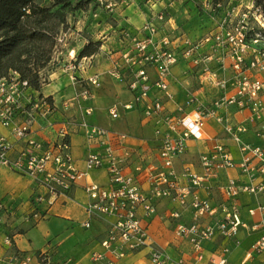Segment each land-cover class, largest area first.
I'll use <instances>...</instances> for the list:
<instances>
[{
  "label": "built area",
  "instance_id": "1",
  "mask_svg": "<svg viewBox=\"0 0 264 264\" xmlns=\"http://www.w3.org/2000/svg\"><path fill=\"white\" fill-rule=\"evenodd\" d=\"M124 1L98 0L108 18L112 19L114 9ZM231 2L204 1L203 8L213 19L215 28L197 39L184 33L175 36L161 33L156 21L166 23L168 18L164 13H158L136 31L118 24L115 26L119 48L108 53L112 64L110 73L125 84L131 94L132 99L124 103L122 109L139 110L145 124L153 130V150L149 155L142 147L134 152L123 151L131 138L129 134L92 125L85 118L80 121L73 118L58 124L52 122L51 126H57L56 138L39 140L32 129L37 115L48 118L58 107L50 104L49 98L33 88L18 72H11L0 80V126L11 129L12 136L23 143L17 155L11 157V144L0 135V166L28 176L37 189H42L43 193L36 197L38 203L51 206L95 171L108 175L107 184L90 180L84 186L88 197L86 212L112 219L108 235L102 242L109 256L94 253L91 257L93 263L117 264L128 253L149 248L150 264H186L184 258L175 260L169 252L153 245L146 221L155 215L157 202L162 200L177 203L181 210L191 211L192 221L178 223L174 233L178 239L190 244L197 261L204 258V241L221 238L225 245L216 263L230 264L227 256L239 246L242 230L258 234L248 258L264 251V202L247 207L248 215L257 218L251 224L242 218L238 203L242 194L257 198L264 196V146L244 142L242 135L248 128L233 122L227 112L231 106L249 110L251 119L260 124L257 136L264 137V79L259 76L264 73V36L255 34L253 39H247L251 30L250 16L238 7L229 8ZM99 15L98 11L94 14L95 17ZM59 41L64 42V39L61 37ZM93 58L94 55L75 56L61 67L72 85L80 88L64 101V106L78 105L85 116L92 115L94 109L92 106L83 108L82 103L92 100L93 88L100 86L98 74L87 78L81 76L93 68ZM226 58L231 61L233 75L230 78L220 76L210 66L215 60L219 69L225 70ZM180 59L191 63L201 79L219 90L210 105L191 95L184 103H176L175 109L169 107L173 100L171 69ZM230 84L236 88L232 95L227 94ZM108 113L114 120L120 118V106L114 104ZM18 116L25 119L18 123ZM210 119L220 124L224 134L238 144L241 159L235 160L226 145L215 139L209 151L200 157L201 173L192 164H186L178 171L176 160L187 152L191 139H203V129ZM76 127L82 130L88 150L82 168L72 154L71 137ZM232 169H237L244 179L221 180L223 174ZM213 189L219 193L218 202L201 194V190ZM8 213L0 202V231ZM32 216L44 217L38 211ZM170 217L179 218L180 212L173 209ZM26 218L30 220L29 215ZM84 225L90 227L89 222ZM5 241L11 243L9 237ZM34 259L41 264H54L48 251H40L37 256L17 254L7 264H32Z\"/></svg>",
  "mask_w": 264,
  "mask_h": 264
},
{
  "label": "crops",
  "instance_id": "2",
  "mask_svg": "<svg viewBox=\"0 0 264 264\" xmlns=\"http://www.w3.org/2000/svg\"><path fill=\"white\" fill-rule=\"evenodd\" d=\"M204 1L206 0H202V4H204ZM119 4L114 9L115 21L106 23L105 20H102L94 23L88 28V30H91L89 39L83 33L87 25L86 17H83V15L87 12L77 16L75 26L65 32L62 49L57 52L55 57L61 56L62 62H58L57 67H55L52 61L42 71L41 75L46 78L44 81L47 83L45 88H41L40 93L48 97L49 103L57 106L58 110L48 118L36 114L37 119L32 129L33 135L39 140L51 141L56 138L55 128L57 126H51L52 122L58 124L73 118L78 121L82 118L88 120L93 115L85 116L82 108L78 107V105L65 108L64 101L71 98L74 92L79 91L80 88L78 85H72L68 75H60L59 73H61L62 66L71 61L73 57L79 56L80 51L90 40H100L102 45L99 52L94 55L93 68L81 74L84 78L98 74L100 86L93 88V99L83 102L82 107L92 106L95 109L94 102L96 103L97 97L101 99L104 96H110L112 93L127 97L123 102H118L121 109L120 118L125 121V130L110 127H107V129L131 136L126 142V147L123 151L134 152L142 147L146 154L152 153V128L145 124L139 110L125 111L122 109V105L129 102L132 97L125 84L116 80L110 73L112 64L108 53L119 48L116 43L117 33L114 30L115 26L118 24L136 31L147 21L153 20L158 13H164L168 18L166 23H159L155 19L162 30L161 33H168L172 36L184 33L191 38H193L192 34L195 33L199 38L208 32L205 33L206 29H202L201 32L194 31V29L197 28L196 30H198L200 28V26L196 25L200 24V22L197 23L199 20L195 15L192 0H125ZM159 36L160 34L157 35V37ZM69 38L75 40V42L68 43ZM224 62L225 70L219 69V65L215 60L210 62V66L213 70H217L220 76L230 78L233 75L231 61L226 58ZM259 76L264 79V73ZM192 80L198 82L197 87L191 86ZM170 91L173 94V100L169 103L171 109L176 108V103H184L191 95L196 96L201 103L210 105L219 93V90L213 84L199 77L191 63L182 59L171 69ZM235 91L236 88L230 84L227 94L232 95ZM227 112L233 122L242 123L248 128V131L242 135L244 142L251 145L264 146V137L256 134L260 124L251 119L249 110H239L237 107L231 106ZM129 115L132 116L128 117ZM24 119V116H18L16 122L21 123ZM92 125L97 124L92 123ZM100 127L106 128L105 126ZM74 132L71 137L72 154L79 167L82 168L88 151L87 144L81 129L76 127ZM203 134L202 140L191 139L188 142L187 152L176 160L178 171H181L184 165L192 164L195 170L201 173L200 157L209 151L215 139L226 145L235 160L241 159L242 152L238 144L224 134L222 126L215 120L210 119L207 121ZM0 135L6 137L11 144V157L16 156L22 149L23 143L12 136L9 128L0 126ZM227 178L244 179L237 169L228 170L223 174L221 180L224 181ZM90 180H95L101 184H107L109 181L105 172L95 171L90 178L82 179L78 182L67 196L57 198L51 206H48L46 203L40 204L36 201L37 195L41 192L43 193V190L37 189L28 176L19 174L9 167L0 166V202L5 205L9 212L6 217V223L0 231V264H7L17 254L37 256L40 251H48L54 264H65L67 262L71 264H101V262L93 263L91 257L94 253H105L109 256V253L103 248L102 242L108 235L112 219L91 216L86 212L85 205L88 202V197L84 186ZM201 194L203 197L210 196L214 202L220 200L219 193L215 189L211 191L201 190ZM258 202H264V196L257 198L249 194H242L238 200L242 208V218L249 224L257 218H251L248 215L247 207H254ZM173 209L180 212L179 218L170 217ZM35 211L41 212L44 217L42 219L33 217L32 214ZM28 215L30 220L26 218ZM191 221L192 213L190 210H181L177 203L162 200L157 202L155 215L148 219L146 223L153 245L169 252L175 260L184 258L186 264H217L221 249L225 245L221 238L204 241L202 243L204 258L201 261H197L190 244L175 236L174 230L178 223H190ZM87 222L90 223L89 228L84 225ZM257 236L258 234L255 232L250 233L247 230H242L239 236V246L233 248L227 256L229 263L264 264V251L260 254L253 253L251 257H247ZM6 237L11 239L10 244L6 243ZM149 253V248L135 253H128L117 264H150ZM32 264L41 263L34 259Z\"/></svg>",
  "mask_w": 264,
  "mask_h": 264
},
{
  "label": "trees",
  "instance_id": "3",
  "mask_svg": "<svg viewBox=\"0 0 264 264\" xmlns=\"http://www.w3.org/2000/svg\"><path fill=\"white\" fill-rule=\"evenodd\" d=\"M98 0H0V80L18 72L41 90L42 71L52 62L59 36L67 31L71 15L86 12ZM98 8L103 10L99 2ZM262 7L264 0H256ZM115 21L113 18L104 19ZM99 22V21H98ZM253 31V30H252ZM247 33V39L255 37ZM264 36V28L261 29ZM102 41H89L79 58L96 55Z\"/></svg>",
  "mask_w": 264,
  "mask_h": 264
},
{
  "label": "rangeland",
  "instance_id": "4",
  "mask_svg": "<svg viewBox=\"0 0 264 264\" xmlns=\"http://www.w3.org/2000/svg\"><path fill=\"white\" fill-rule=\"evenodd\" d=\"M192 1H193V5H194L195 15H196L197 19L199 20L197 23L200 22V24H196V25L200 26V28L198 30H196L197 29L196 28V29H194V31L201 32L202 29H206L205 33L212 31L213 27H214V22H213V19L211 17H209L208 12L203 9L202 0H192ZM97 3H92L91 5H88V10L86 11L87 13L83 15V17L84 16L86 17V23H87L86 29L84 28L83 33H84V36L88 39L91 36V30H88V28L91 27L97 21L101 22L107 16L105 9L102 8L103 10H100L98 8L99 5H96ZM233 7H238V10H240L241 12H246L249 14V16H250L249 28H251L250 31L253 30L252 32H254L256 34H262L261 29L264 28V12L262 11L261 6L256 5V0H232L229 8H233ZM96 11H98L100 14L97 17L94 16ZM77 14L71 15L69 17V19H68L69 25L67 28V32L75 26L76 17L81 16V13H79L80 15H77ZM109 22H110V20H106V23H109ZM201 25H203V26L201 27ZM212 25H213V27H212ZM192 35H193L192 36L193 38L194 37H195V39L198 38L197 37L198 35H196L195 33ZM61 37H62V39H64L65 32H63L59 36V39ZM67 42L68 43H74L75 40H71V38H69ZM62 45H63V42L59 41V46L56 49V52L54 53L52 64L55 67H57L58 62H62V60H63L61 56L58 58H55L57 52L61 51ZM59 74L65 75L64 73L62 74V71ZM44 79H46V78L42 75L41 88H45V84L47 83L46 81H44ZM191 86L194 88L197 87L198 82L196 80H192ZM117 95L118 94L112 93L110 96H104L101 99L97 97L96 103L94 102V105L96 106V108L94 109V111L92 113L93 115L91 117H89L88 120H86V121L90 124L95 123L98 126L100 125V126H105L106 128L110 127V128L120 129V130L124 131L125 130L124 129L125 128L124 119L120 118L119 120H117V119L114 120L110 117V115L108 113V108L110 106H112L114 104H118V106H119L120 104L118 102H123L125 99H127V97L125 98V96H121L120 94L118 96ZM120 112H121V109H120ZM131 116L132 115H129L128 117H131Z\"/></svg>",
  "mask_w": 264,
  "mask_h": 264
}]
</instances>
